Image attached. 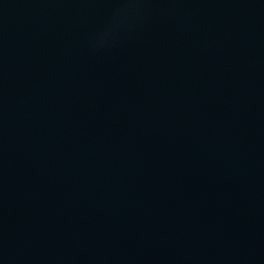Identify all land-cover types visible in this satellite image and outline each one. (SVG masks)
Masks as SVG:
<instances>
[{"label": "water", "instance_id": "1", "mask_svg": "<svg viewBox=\"0 0 264 264\" xmlns=\"http://www.w3.org/2000/svg\"><path fill=\"white\" fill-rule=\"evenodd\" d=\"M0 264H264V0H0Z\"/></svg>", "mask_w": 264, "mask_h": 264}]
</instances>
